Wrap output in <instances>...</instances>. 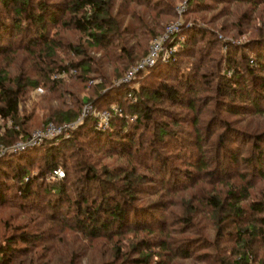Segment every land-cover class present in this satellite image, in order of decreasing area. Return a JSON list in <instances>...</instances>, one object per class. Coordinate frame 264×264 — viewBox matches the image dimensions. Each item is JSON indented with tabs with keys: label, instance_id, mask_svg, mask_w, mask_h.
Wrapping results in <instances>:
<instances>
[{
	"label": "trees",
	"instance_id": "trees-1",
	"mask_svg": "<svg viewBox=\"0 0 264 264\" xmlns=\"http://www.w3.org/2000/svg\"><path fill=\"white\" fill-rule=\"evenodd\" d=\"M112 1L0 0V57L18 50L35 57L41 64L39 73L35 75L37 76L35 80L26 79V87L34 88L40 80L51 84L57 79H52L51 75L64 72L65 68L54 61L44 63L43 59H49L54 48L60 45L56 39V31L72 28L84 37L86 43L102 50V56L97 63L102 64L103 57L110 56L109 52L118 42L117 39L121 37L123 42L126 41L125 36L121 35L131 30L130 23L124 24L123 28L121 20L112 13ZM128 1L139 2L138 4L156 12L154 8L156 3L153 0ZM191 1L193 0H189L190 4ZM204 36L200 29L191 30L184 37L178 56L188 52V49L190 51L194 49L193 53L205 55L207 53L205 47L195 46L190 49ZM249 45L253 54L243 56L245 61L243 68L239 70L233 59L230 62L231 67L229 65L227 67L231 74L228 77L222 75L219 81L214 82V88L206 89L214 94L213 103L216 107L219 106L225 115L264 112V37L252 41ZM72 50L75 54L79 53L77 48L72 47ZM248 59H251V64H248ZM91 63L96 64L92 59L79 63L70 62L69 71L73 72L71 73L73 76H78L77 70L81 74L87 73ZM169 65L166 63L154 67V71L149 70L148 76L141 79L137 89L129 90L126 86L109 87L96 96L94 104L108 106L113 103L121 109L119 114L112 115L106 129L101 131L93 129L91 119L86 118L81 126L70 132L68 138L59 137L56 145L52 143L54 141H49L37 148L1 156L0 207L7 203L23 206L31 212L42 213L46 220L50 221V225L53 223L51 226L76 230L87 239L102 237L110 240L114 256L105 264H168L162 260L160 254V251L171 248L169 242L165 241L167 235L160 233L162 227L166 225V220L153 213L149 214V208L134 206V203L139 198L138 195L143 193L141 192L143 188H149L151 185H156L162 192L166 191L168 186L176 189L189 187L186 184L187 180L191 179L194 173L204 169L205 155L201 151L204 137L200 135L199 128H196L199 119L195 109L196 101H204L200 98L195 99L194 94L196 90H203L202 86L208 82L204 79L205 75H200L191 68L184 75L180 74L179 77H184L183 79L176 81L177 75H171V70L167 69ZM159 68L164 70L163 80L156 84L155 79L162 76L161 72H155ZM217 75L219 76L218 72ZM168 77H172L176 85L168 82L166 80ZM6 78V74L0 72V118L13 121V125L17 126L15 123L17 103L25 86L19 85L20 77L11 83ZM143 83L148 88H145ZM97 87L101 90L103 85L99 84ZM130 97L135 100L131 102ZM82 101L90 100L84 98ZM145 101L153 103L165 101L169 106H176L179 109L181 107L182 110L181 113L174 115L176 111H171L168 107L164 109V114L156 115L159 109L147 105ZM215 109L217 108L207 109V113L210 110L217 113ZM77 113L74 109L58 110L46 121L56 124L68 123L76 118ZM211 119L212 121L205 125V130L210 132L211 129L214 131L215 127L220 129L214 132L218 145L214 146V153L228 159L230 163H242L244 170L248 168L249 170L244 172L238 171L236 175L241 178L248 175L250 179H262L264 130L259 134L247 135L234 128H228L226 120L215 117ZM183 125H188L191 129H185ZM23 132V129L20 131L18 128L9 129L4 135L9 136L10 140L4 138L3 144L24 137L26 133ZM236 141L238 145L232 147L231 143ZM243 141L248 146L246 150L238 148ZM43 147L42 155L36 157L33 153ZM91 148L94 151L127 158L126 162L130 163H127L124 169L118 167L110 170L102 166L95 170L86 160L87 152ZM239 151L242 153L241 157L238 155ZM222 161L225 160L218 159L216 162L223 164ZM56 168L61 169L63 177L54 178L51 182L46 181L45 176L52 174ZM30 169H35L36 174L30 175ZM215 169L217 168L213 170ZM114 179H117L118 185L112 183ZM244 194L245 190L241 193V190L235 188L226 192L227 198L230 199L226 207L236 216L241 210L236 204L243 199ZM206 200L215 211L222 210V204L213 196L206 197ZM188 207L187 212H190L192 207L189 205ZM249 207L256 212L262 210L261 205L256 203ZM51 212H56L58 220L56 219L55 224ZM189 220L188 217H184L183 221ZM136 231L152 237L146 235L139 237L129 248L133 256L127 254L124 257L125 254L120 251L121 246L118 247L116 242L119 241L120 234ZM161 235L162 239L159 238ZM31 242L26 230L2 238L0 264H9L12 261L19 250L17 244L25 247ZM245 255L241 253L234 264H245L247 258ZM188 256L189 252H182L183 258Z\"/></svg>",
	"mask_w": 264,
	"mask_h": 264
},
{
	"label": "rangeland",
	"instance_id": "rangeland-1",
	"mask_svg": "<svg viewBox=\"0 0 264 264\" xmlns=\"http://www.w3.org/2000/svg\"><path fill=\"white\" fill-rule=\"evenodd\" d=\"M153 2L156 3L154 7L156 12L138 4L139 2L112 1V13L121 20L123 28L124 24L130 23L131 30L121 35L125 36L126 41L123 42L121 37L117 39L120 43H115L114 48L109 52L110 56L103 57V62L99 65L97 63L102 56V50L86 43L84 37L72 28L58 29L56 39L60 45L54 48L53 55L49 59L44 58L43 62L54 61L63 66L66 72L51 75L52 79L57 78L51 84L40 80L34 88L26 87V79L35 80L37 77L35 75L39 73L41 64L35 57L20 50L0 57V72L6 74L8 82H14L15 78L20 77L19 85L25 86L20 92L17 103L18 112L15 120L17 126L13 125V121L0 118V153L2 151L3 155L20 153L9 151V149L23 144L37 130L44 129L48 124L60 125L46 121L58 110L74 109L78 112L76 116V118L79 117L78 124L61 138L66 139L71 131L83 124L86 118H90L92 123L95 114L100 115L102 111H110L112 106L116 107L117 105L113 103L108 106L103 104L98 106L93 102L99 93L109 87H115V83L122 80L126 72L144 58L153 39L172 32V38L167 34L162 45L167 50L170 48L172 58L166 62L158 61L152 67L137 72L130 83L118 86H126L129 90L137 89L141 79L148 76L149 70L166 63L170 64L167 69L171 70V75H177L176 81L183 79L184 77H179L180 74L184 75L190 68L200 75H205L204 79L208 82L202 86L203 90H196L194 97L204 101H196L195 109L199 119L196 128H199L200 135L204 137L201 151L205 155L206 165L203 170L194 173V176L187 180L186 184L189 187L176 189L168 186L164 192L160 191L156 185L143 188L141 191L143 193L138 195L139 198L134 206L149 208V214L153 213L166 220V225L162 227L163 230L161 229L160 233L167 235L165 241L169 242L171 248L160 251V254L162 260L167 261L168 264H234L241 253L246 254L245 264H264V177L250 179L248 175L244 178L236 175L249 169L244 170L242 163H230L228 159L215 154L213 149L215 145H218L214 132L220 129L215 127L214 131L205 130V125L212 121L213 117L226 120L228 128H234L247 135L259 134L264 130V112L225 115L221 112V108L213 103L214 94L206 90L207 87L212 88L214 82L219 81L222 75L228 77L231 74V70L227 67L228 65L231 67L230 62L233 59L241 70L245 64L243 56H252L249 44L264 37V0H257L255 3H248L246 0H193L191 4L189 0H153ZM168 28H172L171 30L175 28V30L167 32ZM194 28L200 29L205 36L197 40L190 49L195 46L205 47L207 53L200 55L198 52L193 53L194 49L191 51L188 49V52L178 56L184 37ZM72 47L77 48L79 53L75 54ZM91 59L96 64L91 63L87 73L81 74L77 70L78 76L71 75L73 72L69 71L68 66L70 62L79 63ZM247 61L248 64L252 63L251 59ZM163 71V68L155 70L162 75L155 79L156 84L163 80ZM166 80L176 85L172 77ZM99 84L103 85L101 90L97 87ZM143 86L148 88L145 83ZM84 98L90 101L81 102ZM130 100L132 102L135 99L130 97ZM158 102L145 101L147 105L150 104L153 108L159 109L156 115L164 114V109L168 107L171 111H176L174 115L181 113V107L179 109L176 106H169L165 101ZM84 106H89L90 109L85 110ZM117 107L119 112L116 114H119L121 109ZM214 107L217 108L215 109L217 113L211 111ZM207 109H211L212 113L210 111L207 113ZM111 117L112 115L108 122ZM156 118L159 117L156 116ZM92 125L95 129L93 123ZM183 126L185 129H191L188 125ZM13 128H18L19 131L23 129L26 135L3 144L4 138L10 140L4 132L8 133L9 129ZM49 141H54L52 143L55 145L58 143L57 139L42 140L36 146L27 147L21 151L37 148ZM245 143L243 141L238 148L246 150L248 146ZM236 144L238 145L237 141L231 143V146L236 147ZM43 149L44 147L33 154L36 157L42 155ZM87 154L88 158L85 157V159L95 170L102 166L110 170L118 167L124 169L127 163H130L126 162L127 158L111 155L108 152L94 151L92 148ZM238 155L242 156L241 151ZM218 159L225 161L219 164L216 162ZM214 168L217 169L213 170ZM57 169L61 171L60 168L54 170ZM6 171L10 173L8 169ZM29 173L35 175V169H30ZM62 177L63 172L58 178ZM54 178H57L54 172L45 176L48 182ZM112 183L118 185L117 179H114ZM233 188L241 190V193L245 190L243 199L236 204L241 209L237 212V216L226 207L230 200L226 192ZM208 196H213L222 204L221 211H215L207 203ZM253 203L260 204L262 210L256 212L250 209L249 205ZM188 205L192 207L190 212H187ZM153 207L156 208L153 209ZM52 213L54 215L52 221L55 224L56 212H51V215ZM43 217L40 212H31L26 207L16 204L13 206L7 203L0 207V241L9 234H17L23 230L27 231L32 240L25 247L16 245L19 250L9 264H105L113 258L114 251L110 240L102 237L87 239L76 230L59 228L57 225L51 226L53 223L50 225V221ZM184 217H188L189 222L183 221ZM120 235L116 245L121 246L120 251L125 254L124 257L127 254L130 257L133 256L129 248L139 237L142 235L152 237L138 231ZM163 235L159 238L162 239ZM153 249L155 250V247ZM186 251L189 252V256L183 258L182 252Z\"/></svg>",
	"mask_w": 264,
	"mask_h": 264
},
{
	"label": "built area",
	"instance_id": "built-area-1",
	"mask_svg": "<svg viewBox=\"0 0 264 264\" xmlns=\"http://www.w3.org/2000/svg\"><path fill=\"white\" fill-rule=\"evenodd\" d=\"M172 28H168L167 32L174 31L171 30ZM167 34L171 36L172 38V32L171 34L166 33L162 35V37L155 38L151 41L149 45V49L144 56L134 67L131 68V70L127 71L125 77L122 78V80H118L115 85H122V84H128L130 83L131 79L135 77L137 72L144 71L145 69L152 67L155 65L158 61L166 62L168 59L172 58L170 48L167 50L165 47H162L164 39L167 37ZM39 90V88H36ZM130 96V93L127 94V97ZM85 110H89V106H84ZM119 112L118 107L112 106L110 111H102L100 115L95 114V118L93 119L94 128L96 130H104L108 127V119L111 115H116V113ZM79 117L75 118L73 121H69L68 123H61L60 125H54V124H48L44 127L42 130H37L32 137L29 140H26L23 144L15 145L13 147H10L9 151H17L21 152L24 148L27 147H33L39 144L42 140H53L58 139L59 137L62 138L66 135L69 129H73L78 122ZM3 155L0 153V156ZM54 175L58 178L62 176V172L57 170H54Z\"/></svg>",
	"mask_w": 264,
	"mask_h": 264
}]
</instances>
